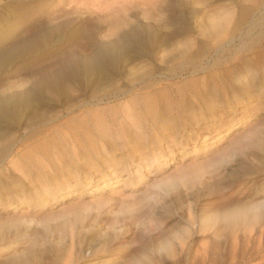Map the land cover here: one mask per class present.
Masks as SVG:
<instances>
[{
  "label": "rangeland",
  "instance_id": "1",
  "mask_svg": "<svg viewBox=\"0 0 264 264\" xmlns=\"http://www.w3.org/2000/svg\"><path fill=\"white\" fill-rule=\"evenodd\" d=\"M110 39L124 58L70 72ZM180 45L189 70L159 60ZM44 80L0 114V264H264V0H0V99Z\"/></svg>",
  "mask_w": 264,
  "mask_h": 264
},
{
  "label": "bare ground",
  "instance_id": "2",
  "mask_svg": "<svg viewBox=\"0 0 264 264\" xmlns=\"http://www.w3.org/2000/svg\"><path fill=\"white\" fill-rule=\"evenodd\" d=\"M74 1V0H73ZM101 0H99L100 2ZM78 2V1H77ZM84 3V2H82ZM102 3V2H101ZM98 4V3H97ZM100 4V3H99ZM87 5V4H86ZM100 6V5H99ZM137 35V34H136ZM132 36V35H131ZM111 38V36H110ZM213 38V37H212ZM222 39H217L216 42H220V41H226L227 44H229L230 42H232L233 40L231 39L230 36H223L221 37ZM135 41L139 42L141 41V37L138 36H134L133 38ZM224 39V40H223ZM113 41V40H112ZM111 42V39H110ZM191 44V43H190ZM184 46V47H183ZM180 45L179 48H176L174 51H170L169 54L167 55L168 52H163L158 58L161 62H166V59L170 57L171 60L175 59L176 56L179 58L178 62L175 63L178 64L177 66H179V68L181 69H188V64H186L185 60L183 59L184 54L186 52H188V50L190 49L189 47L185 48V45ZM103 47V46H102ZM119 47V46H118ZM118 47H115L113 45V42L108 43L104 48H102L101 50L99 49V51L91 58L85 60L87 62L82 61L83 65H81L80 63H75L72 66H69L68 69L70 70V72L74 75L78 74H85V75H89V74H93L96 71H98L99 69H102L103 66L104 68H106L107 66L111 65L112 63H115V61L119 58L122 57L124 58L126 56V50L128 47L126 48H122L119 49ZM122 47V46H121ZM224 49L223 45L222 46H217L216 50L222 52ZM160 53V52H159ZM124 56V57H123ZM186 58V57H185ZM189 58V57H188ZM78 60V59H77ZM187 60V58H186ZM191 60V59H190ZM193 60V59H192ZM194 63V62H193ZM116 64V63H115ZM174 65V64H173ZM190 65V63H189ZM194 65V64H193ZM192 66V64H191ZM196 66V65H195ZM155 69V68H154ZM193 69V68H192ZM196 69V68H195ZM199 68H197L198 70ZM189 70V69H188ZM67 71V70H66ZM155 70H153L151 67H142V68H136L134 69V71L132 72V77L129 83L131 84H135V79L136 78H143L145 76H151V72H154ZM184 71V70H183ZM196 71V70H195ZM53 78V77H52ZM63 79V78H62ZM146 79V78H145ZM148 80V79H147ZM139 81V80H138ZM129 84V85H130ZM63 85V83L58 82V81H54V80H44L41 82H32V83H28V85H26L24 88V90L22 92H13L11 93L9 96L4 97L2 99H0V114L2 113H8L13 119H16L17 121H20L19 119L21 118L22 114L25 113V111H27L30 107V103L33 100H43L44 96H45V92L48 90H53L55 88H58V86ZM116 85V84H115ZM132 85V86H133ZM148 85V86H146ZM151 84H145V87H150ZM135 88V87H134ZM123 88L117 86V87H108V89H106V91H104V94L106 92V94H110L113 92H117L118 90H121ZM67 90V89H66ZM104 90V89H103ZM132 90V89H131ZM128 91V90H127ZM49 92V91H48ZM122 92V91H120ZM95 93V92H94ZM93 93V94H94ZM126 93V92H125ZM128 93V92H127ZM199 95V94H198ZM95 96V95H94ZM97 96V95H96ZM95 98V97H94ZM196 100L198 99V97H195ZM201 98V97H199ZM95 100H101V98L96 99ZM38 103V102H37ZM158 102H155V104H157ZM64 112L66 113L65 115L71 114L70 120H72V115H75V113H73V110L71 109V107L67 108V110ZM6 114V115H8ZM126 117L130 118L133 115V112L128 111L127 113H125ZM1 118V117H0ZM9 118V117H8ZM4 119V118H3ZM60 119V115L59 114H52L51 116L48 115L47 117L43 118L42 121H40L41 123L38 124V126L36 125V127L38 128L36 130V132H34L33 137L36 138V141H40L42 139H44V137L46 136V133L49 132H55L56 130H58V121ZM7 120V119H6ZM11 120V119H10ZM94 120V119H93ZM96 120L97 117H96ZM16 121V122H17ZM68 121V120H67ZM66 121V122H67ZM13 122V121H12ZM11 123V122H10ZM37 124V123H36ZM16 125V123H15ZM19 127V126H17ZM23 129V128H22ZM33 129V128H32ZM29 131V130H28ZM17 132V131H16ZM30 133V132H29ZM16 134V133H15ZM25 134V133H23ZM13 134H10V136H12ZM19 135V134H18ZM43 135V136H42ZM42 136V137H41ZM8 137V138H9ZM19 137V136H18ZM24 138V137H23ZM30 139V138H29ZM16 140V137H10L9 140L4 143V145L2 146V153L0 155H2L3 153H5L7 150H10L12 142H14ZM20 141V139H18ZM79 138L76 139V141H78ZM6 141V140H5ZM28 141V139H27ZM16 143V142H15ZM29 143V142H28ZM17 144V143H16ZM29 145V144H28ZM24 145H22L23 147ZM21 150V149H20ZM12 151V150H11ZM74 153L77 155V150L74 151ZM6 154V153H5ZM49 153H47L46 155H48ZM36 156V155H35ZM33 156V157H29V160H36L39 159V155L38 156ZM1 157V156H0ZM51 156H46L45 158H49ZM34 160V162H35ZM52 164L53 160H49L47 162V164ZM45 165V163H42L40 161V168L41 170L40 173L43 175V166ZM114 173H116L114 171ZM22 175V173H21ZM23 176V175H22ZM102 178V177H101ZM92 181V179L90 180ZM92 183V182H91ZM261 214L260 210H257L256 212H252V213H248L247 211H243V210H236V211H232L229 214L226 213V215H223L224 219L230 223V224H236L239 223L245 219H248L250 216H258Z\"/></svg>",
  "mask_w": 264,
  "mask_h": 264
}]
</instances>
